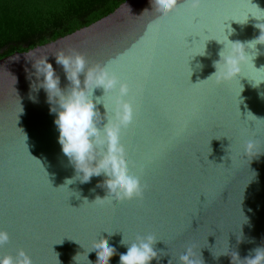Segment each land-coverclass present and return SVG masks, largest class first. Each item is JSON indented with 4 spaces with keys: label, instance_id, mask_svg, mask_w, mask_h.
Instances as JSON below:
<instances>
[{
    "label": "water",
    "instance_id": "1",
    "mask_svg": "<svg viewBox=\"0 0 264 264\" xmlns=\"http://www.w3.org/2000/svg\"><path fill=\"white\" fill-rule=\"evenodd\" d=\"M250 2L264 11V0ZM145 9L149 12L143 13ZM228 12L225 6L202 5L183 15L170 13L165 20L152 12L149 0H125L89 25L0 58V227L13 243L2 251L14 254L23 248L35 264H75L76 254L78 264H96L90 251L104 241L117 253L109 264H118L119 254L126 251L119 243L122 235L131 241L151 233L168 247L157 240L158 260L150 264H179L188 246L202 264H230L225 253L235 251L242 259L264 246V81L253 86L240 74L220 85L203 81L215 71L213 61L223 45L208 39L205 55L191 56L196 50L190 54L184 41L194 30L192 15L201 16L195 27L219 34ZM225 23L228 39L243 44L260 35L255 25L264 20L249 13L243 23ZM194 39L200 37H186L189 47ZM60 49H76L89 63L120 66L132 94L139 90L129 135L136 141L134 151L149 164L142 176L147 184L142 202L91 203L106 195L96 187L102 177L87 183L74 179L65 188L74 170L57 143L46 94L30 88L25 71L32 72L31 64L47 58L63 87V73L54 62ZM245 53L255 69L264 68V44L245 48ZM189 71L190 84L184 77ZM102 95V89L94 90V98ZM96 109L102 125L103 104ZM247 125H255V136L247 134ZM249 139L256 157L244 155ZM201 193L208 198L203 206ZM199 199L202 204L204 196Z\"/></svg>",
    "mask_w": 264,
    "mask_h": 264
},
{
    "label": "clouds",
    "instance_id": "2",
    "mask_svg": "<svg viewBox=\"0 0 264 264\" xmlns=\"http://www.w3.org/2000/svg\"><path fill=\"white\" fill-rule=\"evenodd\" d=\"M149 3L152 12L157 17L164 18L177 11L180 0H149ZM182 4L186 11L194 12L199 9L201 0H183ZM254 7L258 12L264 13L255 5ZM145 12L149 11L145 9L143 13ZM252 16L257 20H264V15ZM255 27L260 30V35L243 44L239 41H230L225 32L223 38L214 39L223 47L217 53L219 59L213 61L215 71L203 81L211 80L216 85H220L236 79L237 74L242 75L241 66L245 65L246 61L251 63L252 59L245 53V48L254 49L257 44H264V23H257ZM230 32L231 29H229ZM197 54L205 55L204 45L191 56ZM54 62L63 73L65 81L63 87L61 76L47 58L31 64L32 72L29 73L28 69L25 71L30 79V88L33 91L42 89L46 94L49 112L55 117L53 123L58 132L57 143L61 153L74 170L75 175L72 179L65 181V188L74 179L80 183H87L92 177H102V181L98 182L96 187L102 188L106 195L103 198L96 197L91 203L104 207L133 199L142 201L147 189V185L142 182V169L135 174L129 171L130 161L122 146V133L131 126L133 121V105L126 99L130 95L129 84L118 77L109 65L89 63L85 55L76 49L57 50ZM257 73L259 75L246 76L253 82V86L264 81V73H260L259 70ZM31 77H35V80L33 81ZM95 89H102L101 97L107 99V103L103 104L105 122L102 125L100 124L101 115L96 109L101 97L94 98ZM136 94H139L138 89ZM255 148L254 141L246 140L243 144L244 155L258 156ZM241 238L239 234L237 243L241 241ZM156 241V237L151 233L136 235L131 241L126 240L122 235L119 243L125 247L126 251L119 254L118 264H150L151 261L158 260L157 251L154 250ZM8 242V231L0 227V264H33L23 248H17L14 254L2 251ZM90 252L95 253L96 264H109L110 258L117 254L116 249L104 241H97ZM225 254L230 257V264H264V246L253 248L249 255L242 259L235 251ZM79 255L76 254L73 257L75 264H78L76 258ZM178 262L179 264H202V258H197L193 247L188 246L179 255ZM88 264L91 262L88 261Z\"/></svg>",
    "mask_w": 264,
    "mask_h": 264
},
{
    "label": "trees",
    "instance_id": "3",
    "mask_svg": "<svg viewBox=\"0 0 264 264\" xmlns=\"http://www.w3.org/2000/svg\"><path fill=\"white\" fill-rule=\"evenodd\" d=\"M125 0H0V58L98 20Z\"/></svg>",
    "mask_w": 264,
    "mask_h": 264
},
{
    "label": "snow or ice",
    "instance_id": "4",
    "mask_svg": "<svg viewBox=\"0 0 264 264\" xmlns=\"http://www.w3.org/2000/svg\"><path fill=\"white\" fill-rule=\"evenodd\" d=\"M202 5H207L209 8H214V7H217V6H225V7L229 8V12L225 16V18L221 21V24H220V27H219V34H210V30H209L208 27H203L202 29H200L198 27H195V26H199L201 24V16L199 14L191 16V24L194 26V30L192 32H190L188 35H186L185 38H184L185 47L190 50V54H191L193 49L198 51L201 47H203L205 41L208 40V39L223 38L224 29L227 27V25L225 23L226 21L233 20V21H237V22L243 23V22H245L246 17L248 16L249 13H251V15H254V14H257V13L264 14V13L258 12V10L256 8H254V5L250 2V0H201L200 7ZM184 11H185L184 5L183 4H178L177 5V11H175L174 14L183 15ZM168 16L164 17L165 20L168 18ZM205 32L207 33L206 35H205ZM188 36H199L200 39H199V41H196L194 39L193 42H192V46L189 47L187 45V43H186V37H188ZM245 66H246L245 68H242V73L241 74L243 76H248V77L256 76L257 69H255L253 67L252 63L245 64ZM109 67L117 74L118 77L121 78V77L124 76V73L122 71H120V68H121L120 66L112 67L111 65H109ZM259 72L260 73H264V68L260 69ZM188 76H189L188 73L184 72V77H185L187 83L190 84L189 81H188ZM128 84L130 86V82ZM191 85H193V84H191ZM239 87H240V83H239V80H238L237 84H236V89H238ZM126 99L132 105L136 104V102L138 100V97H137V94H136V89H135V94L133 95L132 94V88L130 87V95ZM103 100H104V97H101L100 103L104 104ZM239 120H240V116H239ZM240 122H241V127L243 128V122L244 121L240 120ZM130 128H131V126L126 131H124L122 133V146H123V148L125 150L127 159L130 161L129 171L135 174V173L139 172L142 169V176H143L145 171H146V169L149 167V164H148L147 161H145V160H143L141 158L139 152L134 151L133 146L136 143V141H134L129 135ZM245 131L247 132V134L255 136V125L252 128H249L248 125H247ZM222 136H225V137H227L230 140V137H228L226 135H221L220 137H222ZM201 195L204 196V201H203L202 204H201L200 199H199ZM143 200H144V197H143L142 201ZM142 201H139V202H142ZM198 201H199V206H203V205H205L208 202V198L205 196L204 193H201L198 196ZM79 208H75V209H79ZM213 231H214V229H213ZM213 231L209 235H212ZM62 238H64V237H61V239ZM157 240H162L167 245V243L163 239H157ZM54 243L55 242L51 243L48 247L52 249L51 245L54 244ZM11 244H13L12 243V237L9 234V242H8L7 245H11ZM167 247H168V245H167ZM33 264H35L34 261H33Z\"/></svg>",
    "mask_w": 264,
    "mask_h": 264
}]
</instances>
